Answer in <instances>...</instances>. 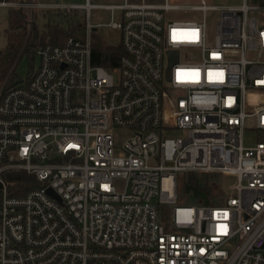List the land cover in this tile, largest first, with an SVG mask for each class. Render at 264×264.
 I'll return each instance as SVG.
<instances>
[{
  "label": "built area",
  "instance_id": "obj_1",
  "mask_svg": "<svg viewBox=\"0 0 264 264\" xmlns=\"http://www.w3.org/2000/svg\"><path fill=\"white\" fill-rule=\"evenodd\" d=\"M0 7L85 13L82 36L40 46L39 67L0 90V264H264V0ZM103 29L123 45L111 69L93 62ZM17 171L38 185L11 195ZM189 172L236 181L221 205H185Z\"/></svg>",
  "mask_w": 264,
  "mask_h": 264
},
{
  "label": "trees",
  "instance_id": "obj_2",
  "mask_svg": "<svg viewBox=\"0 0 264 264\" xmlns=\"http://www.w3.org/2000/svg\"><path fill=\"white\" fill-rule=\"evenodd\" d=\"M14 1V0H12ZM27 1V0H15ZM52 14L51 9L46 11ZM64 14L65 23L50 20L45 32H41L36 23L37 13L33 12L30 22L29 12L21 9H9L8 27L5 29L7 44L0 50V90L5 92L22 82L16 74L15 66L27 55L32 61L40 46L63 45L69 37L82 36L84 24L76 19V10H58V15ZM124 53L120 40L107 41L99 34H93V62L107 69L120 64ZM11 195L20 196L38 185L35 177L25 171L8 172L4 174ZM178 195L180 203L185 205L217 206L225 202L223 176L220 174L189 172L179 176ZM2 185L0 184V201ZM166 207L161 208L164 213Z\"/></svg>",
  "mask_w": 264,
  "mask_h": 264
},
{
  "label": "rangeland",
  "instance_id": "obj_3",
  "mask_svg": "<svg viewBox=\"0 0 264 264\" xmlns=\"http://www.w3.org/2000/svg\"><path fill=\"white\" fill-rule=\"evenodd\" d=\"M34 1L66 5V6L83 5L86 2V0H34ZM90 1L92 4H101V5L121 4L124 2V0H90ZM205 1L210 5H214L218 7L240 5L243 2V0H205ZM9 9L11 8L0 7V50L5 48L7 44L5 29L8 27L7 17H8ZM14 9H21V8H14ZM23 9L29 12L30 22L32 21L33 12L37 13L36 23L41 32L46 31L47 24L50 20H55L57 22H62V23L66 22V20L63 19L64 14H60L59 16L57 9H51L52 14L47 13L46 11L49 9L46 8H37V9L23 8ZM77 13H78V17L76 19H79L81 20L82 23H84L85 13L83 11H77ZM220 14L221 12L219 10L210 11L207 14L208 33L210 37H213L215 35V26H216V22L220 18ZM111 18L112 16L110 10L104 8H93L91 10V19L93 23H108L111 21ZM186 18L193 19L194 16L192 15L186 16ZM95 33L99 34L103 39L107 41H111V42L118 41L117 40L119 37L118 31L103 29ZM39 64H40V60L38 58H35V60L32 61L27 55H24L18 61V63L15 66V71L16 74H18L21 77L22 79L21 83H23L31 75L33 70L39 67ZM113 133L116 143L122 144L125 138L129 136L131 132L125 129H120V130H114ZM223 181L225 188H227L232 183H234L236 179L223 177Z\"/></svg>",
  "mask_w": 264,
  "mask_h": 264
},
{
  "label": "water",
  "instance_id": "obj_4",
  "mask_svg": "<svg viewBox=\"0 0 264 264\" xmlns=\"http://www.w3.org/2000/svg\"><path fill=\"white\" fill-rule=\"evenodd\" d=\"M48 192L51 193L52 195H55L57 198H59L52 189H49Z\"/></svg>",
  "mask_w": 264,
  "mask_h": 264
},
{
  "label": "crops",
  "instance_id": "obj_5",
  "mask_svg": "<svg viewBox=\"0 0 264 264\" xmlns=\"http://www.w3.org/2000/svg\"><path fill=\"white\" fill-rule=\"evenodd\" d=\"M36 2H38V1H36ZM41 3H43V2H41Z\"/></svg>",
  "mask_w": 264,
  "mask_h": 264
},
{
  "label": "snow or ice",
  "instance_id": "obj_6",
  "mask_svg": "<svg viewBox=\"0 0 264 264\" xmlns=\"http://www.w3.org/2000/svg\"><path fill=\"white\" fill-rule=\"evenodd\" d=\"M71 147V146H70Z\"/></svg>",
  "mask_w": 264,
  "mask_h": 264
}]
</instances>
